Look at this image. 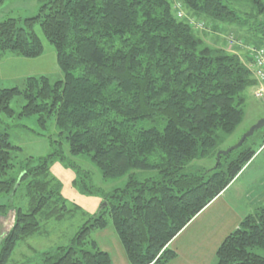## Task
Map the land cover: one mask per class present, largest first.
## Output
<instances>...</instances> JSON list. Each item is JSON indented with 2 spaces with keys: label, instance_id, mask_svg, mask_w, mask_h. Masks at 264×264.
<instances>
[{
  "label": "trees",
  "instance_id": "obj_1",
  "mask_svg": "<svg viewBox=\"0 0 264 264\" xmlns=\"http://www.w3.org/2000/svg\"><path fill=\"white\" fill-rule=\"evenodd\" d=\"M37 1V14L0 21V58L8 53L41 56L38 24L55 46L64 77L52 82L45 75L32 76L21 85L0 87V124L1 115L14 117L11 103L22 96L26 103L19 116L38 115L43 128L53 116L71 153L91 156L105 179L127 180L106 192L61 152L21 161L17 177L0 180V192L14 195L25 188L28 199L26 207L12 203L10 214L0 206L5 215L0 220V264L9 263L19 242L21 250L35 251V264H111L110 253L95 239L109 225L131 264L171 261L176 252L168 247L170 241L256 153L245 142L218 157L225 136L244 119V93L256 84L247 54L242 58L206 43L188 17H177L175 0ZM179 1L192 18L217 29L225 24L238 32L249 25L264 45V21L256 22L264 0ZM245 1L255 12L242 11ZM141 121L157 126L139 127ZM18 149L7 130H0L2 179L18 166L13 156ZM56 158L76 169L82 193H101L106 202L96 214H87L68 242L59 233L67 227H60L55 238L51 231L82 209L67 202L51 174ZM206 158L215 159L217 166L195 168L194 161ZM257 248L264 250V206L224 239L215 264H264Z\"/></svg>",
  "mask_w": 264,
  "mask_h": 264
},
{
  "label": "rangeland",
  "instance_id": "obj_2",
  "mask_svg": "<svg viewBox=\"0 0 264 264\" xmlns=\"http://www.w3.org/2000/svg\"><path fill=\"white\" fill-rule=\"evenodd\" d=\"M175 5L177 17L180 16V12L183 13V15L179 18L188 19L187 17H191L190 9L184 7L179 0H175ZM38 6L37 0H6L3 3L0 2V21L8 17L25 18L33 16V14H37ZM178 11L180 12L178 13ZM242 11H254L252 3L245 1ZM192 19L194 22L189 20V24L194 28L196 35L202 36L209 45L224 48L229 52L239 54L242 58L244 57L243 55L247 54L245 62H247L255 78L248 56L251 50L264 46L259 44V39L256 37L257 34H259L258 31H254L249 25L242 26L238 29V32L231 27L225 26V24L221 26L222 28L217 29L214 24L207 23L203 20H198L196 25V19L194 17ZM257 21H264V12L257 14L256 22ZM35 29L44 44L43 54L33 59L23 58L14 53H8L1 57L0 87L21 85L28 77L32 76L45 75L48 76L52 82L63 79L64 73L59 66L55 46L45 37L40 25L37 24ZM211 37L226 40V45H215ZM262 37L264 38V35ZM75 72L79 73V69H76ZM255 85L244 93V119L242 123L232 134L225 136L224 141L220 145V151L226 150L238 143L241 137L264 116V98H258L256 96ZM25 103L26 100L22 96L17 97L11 103L15 111L14 117L8 118L1 115L3 122L0 124V130L6 129L12 144L20 147V149L13 151L14 161L18 166L12 169L9 175L3 177V179L0 177V180L7 179L11 176L17 177L19 163L25 161L28 157L38 159L46 157L53 152H61L62 156H65L68 161L77 164L83 171H88L91 174L90 183L97 188L110 192L126 184L127 177L105 179L91 156L86 154L74 155L71 153L69 140L64 134L60 133V129L53 116L50 118L45 128L38 122V115L30 117L19 116ZM152 125H156V123L150 121H141L138 123L139 127H149ZM261 129L260 132H258L259 130L256 131V134L249 137L245 142L247 146H251L256 150L253 158L263 162L264 128ZM193 165L195 168H213L216 165V160L213 158L196 160L193 162ZM51 174L60 182L62 195L67 199V202L70 205L77 204L82 209V212L76 213L74 216L64 220L59 225H56L59 228L51 231V237L55 238V235L58 234L57 230H60V227H67V229L64 230L65 232L60 230L59 233L60 235L63 234L67 238L66 242H68V238L75 234L78 230V226L84 223L88 217L87 214L92 216L99 211L102 203H104L102 198L103 195L101 193L91 195L82 193L75 183L78 176L76 169L73 166H67L59 158L54 159L51 166ZM24 192L25 188L19 190L14 195L0 192V206L3 205V209H8V214L12 211L10 209L12 203L15 207H26L28 199L24 196ZM3 209L0 208V213ZM0 216L4 217L5 215L0 214ZM11 219L10 216L9 222ZM56 222L57 221H51L50 223ZM2 227L3 223L0 224V229ZM20 243L21 242H19L16 247L8 264L37 263L38 258L35 255V251L27 248L21 250L19 247L22 244ZM37 246H39V244H37ZM256 250H260V252L264 254L263 249L257 248Z\"/></svg>",
  "mask_w": 264,
  "mask_h": 264
},
{
  "label": "crops",
  "instance_id": "obj_3",
  "mask_svg": "<svg viewBox=\"0 0 264 264\" xmlns=\"http://www.w3.org/2000/svg\"><path fill=\"white\" fill-rule=\"evenodd\" d=\"M211 40L215 45H226V40L222 38L211 37ZM263 206L264 161L253 158L242 172L170 241L168 247L176 252V257L165 264H215L217 249L224 239L238 228L247 215ZM2 219L3 217H0V220ZM95 239L102 250L110 253L111 264H131L112 225L97 231Z\"/></svg>",
  "mask_w": 264,
  "mask_h": 264
},
{
  "label": "built area",
  "instance_id": "obj_4",
  "mask_svg": "<svg viewBox=\"0 0 264 264\" xmlns=\"http://www.w3.org/2000/svg\"><path fill=\"white\" fill-rule=\"evenodd\" d=\"M180 11H178L179 13ZM179 17L183 15V13H179ZM194 22L192 17L188 19V21ZM198 20L196 19V25ZM251 67L253 69L256 85H255V93L258 98H264V46L260 48H255L250 51V55L248 56Z\"/></svg>",
  "mask_w": 264,
  "mask_h": 264
},
{
  "label": "water",
  "instance_id": "obj_5",
  "mask_svg": "<svg viewBox=\"0 0 264 264\" xmlns=\"http://www.w3.org/2000/svg\"><path fill=\"white\" fill-rule=\"evenodd\" d=\"M264 127V117L260 118L242 137L241 139L238 141V143H236L235 145L229 147L226 150H221L218 153V157L222 154V155H227L229 153H231L232 151L238 149L239 147H241L245 141L253 136L255 134L256 131L260 130L261 128ZM217 166V164L215 165V167ZM104 206H106V202L102 203L101 208H103Z\"/></svg>",
  "mask_w": 264,
  "mask_h": 264
}]
</instances>
